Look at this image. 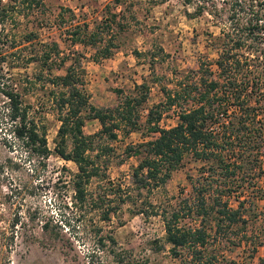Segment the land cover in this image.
Masks as SVG:
<instances>
[{"label":"trees","instance_id":"16d2710c","mask_svg":"<svg viewBox=\"0 0 264 264\" xmlns=\"http://www.w3.org/2000/svg\"><path fill=\"white\" fill-rule=\"evenodd\" d=\"M182 1L184 5H195V12L201 14L207 0ZM262 5L263 0H232L229 27L213 37L218 57L214 62H200L197 75H191L179 88H163L164 99L155 106H145L148 85L142 82L135 85L138 91L129 94L115 89L120 98L118 103L104 108L89 101L85 70L80 62L82 54L63 52L55 40L38 41L34 30L19 31L21 19L36 14L44 6L43 0H0L1 57L17 56L18 68H27L31 63L38 66L33 76L24 73L25 82L14 78L2 90L14 137L31 153L43 158L50 155L47 126L32 114L27 97L38 82L44 90V106L48 105L59 121L55 152L77 166L71 180L74 199L84 204L89 195L91 206L101 212L102 220L110 219L118 200L120 205L127 203L134 215H160L164 226L162 247L168 245L173 257H182L184 264H216L217 257L212 252L214 239L220 234L227 236L230 231L237 235L246 227V204L253 202L247 193L264 178ZM116 18L117 14H111L109 19L95 22L92 27L86 22L73 25L69 34L71 43L96 47L94 61L108 58L115 47L114 24L119 28L128 24L126 19ZM173 108L177 109L176 123L162 127L164 112ZM145 109L147 113L142 119ZM87 120H97L101 125L99 131L84 134ZM119 131L156 135L125 149L127 157L136 155L138 159L128 186L122 189L113 185L102 193L89 192L92 179L106 177L114 153L109 141L116 140ZM96 137L108 141L100 142ZM186 157L200 163L198 175L187 176L190 195L175 206L163 205L159 209L149 194L163 188ZM231 198L235 205L231 204ZM50 223L45 222L43 227L57 228L49 226ZM212 225L214 236L209 232ZM59 233L55 232L56 237ZM106 239L117 264H150L131 260L125 251L116 250L117 242L112 235L98 238L101 247L106 246Z\"/></svg>","mask_w":264,"mask_h":264},{"label":"rangeland","instance_id":"374dc122","mask_svg":"<svg viewBox=\"0 0 264 264\" xmlns=\"http://www.w3.org/2000/svg\"><path fill=\"white\" fill-rule=\"evenodd\" d=\"M231 1L207 0L203 13L197 14L195 5H184L182 0L163 3L43 0L44 6L36 14L21 19L19 31L34 30L38 41L55 40L63 52L82 54L85 89L92 105L113 107L120 99L115 89L129 94L138 91L135 85L145 82L148 85L145 106L149 108L164 99L163 88H179L191 75H197L200 62H214L218 57L213 37L229 27ZM261 8L263 10L264 5ZM111 14H117L116 20L126 19L128 24L122 28L114 24L116 38L112 54L94 61L92 56L97 48L73 45L69 34L73 25L86 22L92 27L95 22L109 19ZM15 57L9 55L3 59L0 55V264H117L109 241H104L105 247L97 241L106 235H112L117 242L114 248L125 251L131 260L184 264L182 257L175 258L169 253L168 245L162 247L164 226L160 215H134L127 203L120 205L118 200L114 202L116 210L110 214V219L102 220L101 212L91 206L89 195L84 204L74 199L71 180L77 166L55 152L59 121L48 105L44 106V90L38 82L27 97L32 104V114L47 126L50 155L39 157L14 137L2 90L14 78L25 82L24 73L33 76L38 68L36 63L24 69L15 67L19 60ZM212 67L216 70L215 65ZM176 111L173 108L164 112L160 125H174ZM146 113L147 110H143L142 119ZM100 128L97 120H87L83 132L91 135ZM155 135L119 131L117 139L109 141L114 153L109 159L106 177L92 179L88 184L89 192L102 193L113 185L122 189L128 186L138 159L136 155L127 157L125 149ZM96 140L108 141L104 137H96ZM199 167V162L186 157L166 185L149 194L150 200L159 209L163 205L175 206L190 195L187 176L196 177ZM247 195L253 202L246 204V227L237 235L232 231L227 236L220 234L212 243L216 264H264V178ZM231 204H236L234 198ZM45 222L57 228L45 229ZM214 230V225L209 227L213 236ZM56 231L60 232L58 237Z\"/></svg>","mask_w":264,"mask_h":264}]
</instances>
